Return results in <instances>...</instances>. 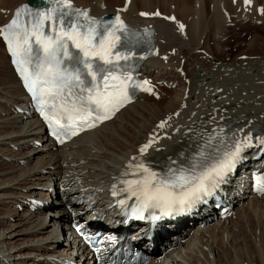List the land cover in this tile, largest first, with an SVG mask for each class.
<instances>
[{"label":"bare ground","instance_id":"bare-ground-1","mask_svg":"<svg viewBox=\"0 0 264 264\" xmlns=\"http://www.w3.org/2000/svg\"><path fill=\"white\" fill-rule=\"evenodd\" d=\"M26 1L0 0V25L9 19L15 6ZM73 1L88 7L94 16L115 13L122 7L120 12L127 22L155 25L157 49L145 66L146 71L156 72L153 76L146 73L153 92L144 91L114 119L68 145L54 147L38 130L35 117L20 113L19 108L26 109L24 95L0 46V264H46L54 256L60 257L58 252L66 248L56 239L57 224L68 221V209L77 214L85 209L83 204L75 203L80 196H74L76 186L103 188L130 171V162L134 165L142 161L160 170L174 158L187 160L221 117L241 125L250 119L264 133V61L243 51L228 61L216 53L225 45L223 38L231 26L264 24V13L257 12L264 7V0H252V6L242 0ZM156 12L175 19L141 15ZM179 21L183 31L179 30ZM157 80L171 86H157ZM154 94L157 98L151 97ZM162 121L167 122L165 127L151 136ZM150 138L155 143L141 154V146ZM39 140L43 144L37 146ZM66 181L74 183L65 184ZM53 186L56 197L54 201L47 200ZM44 194L45 207L38 213L29 212L28 198ZM20 204L23 209L17 212ZM236 206L234 212L240 209L244 218L248 211L258 222L259 213L264 211V196L247 198ZM230 217L190 228L187 245L162 258L154 254L150 263L264 264L263 223L249 234L253 239L251 249L246 242L245 248L242 245L241 250L238 246L231 251L226 244L233 241L239 223ZM204 218L201 214L200 219ZM130 233L143 236L138 240L140 244L150 242L147 231L134 228ZM162 238L156 234L157 240Z\"/></svg>","mask_w":264,"mask_h":264},{"label":"snow or ice","instance_id":"snow-or-ice-1","mask_svg":"<svg viewBox=\"0 0 264 264\" xmlns=\"http://www.w3.org/2000/svg\"><path fill=\"white\" fill-rule=\"evenodd\" d=\"M48 2L51 7L36 12L18 8L13 19L0 27V36L51 134L64 143V138L110 119L130 102L135 90L153 92L150 81L133 78L127 63L136 56L133 49L148 42L151 34L147 30L144 36L130 32L119 16L108 23L97 21L87 11L74 8L71 0ZM251 3L252 0H244L246 6ZM259 11L264 13V7ZM22 13L30 17L27 22L20 21ZM179 27L182 30L184 26ZM166 123L162 121L159 127ZM237 132L229 135L223 127L214 129L187 166H169L157 172L142 161L134 165L130 162L131 171L126 170L123 175L136 178L120 180L124 187L119 192L128 193V199L136 198L131 218L143 220L144 212L150 209H159L161 213L152 216L153 220L185 213L212 195L243 159L245 149L253 146L250 132L242 139ZM213 140L224 147L206 152ZM256 142L264 146V136H258ZM154 143V138H150L141 146L140 153H146ZM256 191L264 193V182H258ZM119 192L113 185L112 194ZM117 203L125 208L127 200Z\"/></svg>","mask_w":264,"mask_h":264},{"label":"rangeland","instance_id":"rangeland-1","mask_svg":"<svg viewBox=\"0 0 264 264\" xmlns=\"http://www.w3.org/2000/svg\"><path fill=\"white\" fill-rule=\"evenodd\" d=\"M227 33L228 34L226 36H224V38H223L225 45L223 46V48L221 47L220 50H219V48L216 50V53H220V59L221 60L228 61V60L232 59L233 56L237 55L238 52L243 51V53L244 52L249 53L248 55L253 56V57H257L256 59H258V57H259V59H262L264 61V24L253 25L252 22H251V24L250 23H238L235 26H231V28L228 30ZM254 36H256V37H254ZM257 37H259V38H257ZM255 39H257V40L254 41L252 44H250V42L255 40ZM0 46H2L1 43H0ZM249 47H251V50H249ZM198 53H199V51H198ZM164 87H166V86H164ZM151 97L157 98L156 94L152 95ZM23 112L24 111H22V110L20 111V113H23ZM36 129L37 128H35V130ZM45 195H47V194H45ZM47 198H49V196ZM43 211H45V213H46L48 211V208H45ZM17 212H19V211H17ZM235 212H236V215H235ZM235 212H233V215L230 218L234 217L233 219H235V220L237 218V221L239 223V229L237 230V233L235 235H233V237H234L232 239L233 241L231 243L229 242L230 244L224 243V245L226 244L227 245L226 247L228 249H230L231 251H234L235 248L238 246H239V250H241L242 245H244L243 247L245 248V243L249 242L250 243V249H251L252 248L251 247L252 237L250 239L249 234H252V232L254 230L258 229V225H261L262 223L264 225V221H262V220H264V211L261 212L262 214L259 213V215H258L260 218V220H259L260 223H259V221L258 222L256 221L255 215L253 216L248 211L245 212L244 218L242 216L243 211H241L240 209H237V210H235ZM240 212H241V214H240ZM245 218L246 219L248 218V220H245ZM247 223H248V225H246ZM251 225H252V227H251ZM184 227H188V225L183 224L181 226L180 230H182ZM192 227H189L186 230H189ZM247 227L250 229H247ZM251 229H253V230H251ZM257 234H258V231H257ZM238 238H240V239H238ZM143 239H144L143 236H141L140 240H143ZM236 239H237V241H236ZM20 240H21V238H20ZM41 242H44V241H41ZM41 242H40V244H42ZM143 243L144 244H150V242H148V240L143 241ZM231 244H232V246H231ZM221 254H222V250H221Z\"/></svg>","mask_w":264,"mask_h":264},{"label":"water","instance_id":"water-1","mask_svg":"<svg viewBox=\"0 0 264 264\" xmlns=\"http://www.w3.org/2000/svg\"><path fill=\"white\" fill-rule=\"evenodd\" d=\"M29 3H33L34 0H27Z\"/></svg>","mask_w":264,"mask_h":264}]
</instances>
